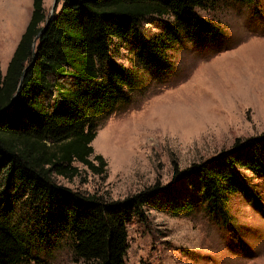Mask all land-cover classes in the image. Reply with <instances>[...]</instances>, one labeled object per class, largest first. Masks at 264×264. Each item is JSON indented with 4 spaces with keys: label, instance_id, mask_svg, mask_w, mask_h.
<instances>
[{
    "label": "trees",
    "instance_id": "16d2710c",
    "mask_svg": "<svg viewBox=\"0 0 264 264\" xmlns=\"http://www.w3.org/2000/svg\"><path fill=\"white\" fill-rule=\"evenodd\" d=\"M60 1L32 55L45 19L43 0H33L28 25L5 74L0 72V264L25 263L32 249L39 244L53 249L64 234L71 239L74 264H126V226L134 216L144 218V207L187 217L203 206L216 218L241 194L262 213L243 173L264 179V135L236 141L175 170L167 185L155 183L122 200L58 182L80 179L76 164L93 176L106 173L92 143L107 117L139 88V69L168 74L171 52L182 40L214 48L224 36L218 24L198 14L220 0ZM149 18L160 20L157 33L140 29ZM115 40L130 45L134 66L113 60ZM24 198L39 225L37 238L10 220L11 201Z\"/></svg>",
    "mask_w": 264,
    "mask_h": 264
},
{
    "label": "rangeland",
    "instance_id": "374dc122",
    "mask_svg": "<svg viewBox=\"0 0 264 264\" xmlns=\"http://www.w3.org/2000/svg\"><path fill=\"white\" fill-rule=\"evenodd\" d=\"M245 1L220 0L213 8L198 11L223 30L214 48H199L184 39L171 52L173 68L168 74L138 70L139 88L97 130L95 140H101L106 150L94 147L95 140L92 143L94 153L107 164L103 176H93L76 164L81 178L58 182L80 193L122 200L155 183L167 185L175 170L207 160L236 141L263 136L264 0ZM32 2L0 0V61L31 16ZM57 2L56 13L62 6ZM53 3L43 0L44 21L52 14ZM159 24L149 18L140 29L157 33ZM113 43V60L134 66L130 45ZM243 175L262 213L241 194L232 196L225 215L216 218L203 206L187 217L144 207V218L134 216L126 226V264H264V179L249 172ZM23 201H11L10 220L37 238L39 225ZM70 240L64 234L53 249L39 244L22 264H74Z\"/></svg>",
    "mask_w": 264,
    "mask_h": 264
},
{
    "label": "crops",
    "instance_id": "0c3cea01",
    "mask_svg": "<svg viewBox=\"0 0 264 264\" xmlns=\"http://www.w3.org/2000/svg\"><path fill=\"white\" fill-rule=\"evenodd\" d=\"M31 11H32V7H31ZM31 15V14H30ZM30 20V16L29 18L27 19V21L24 23V25L22 26L18 36H17V39L12 43V39L10 40V43H9V48L8 50L6 51V55H5V58H4V61H0V72L2 75L5 74L6 72V69H7V66L15 52V49L20 41V38L22 36V34L24 33L25 29H26V26L28 24Z\"/></svg>",
    "mask_w": 264,
    "mask_h": 264
},
{
    "label": "water",
    "instance_id": "95a60500",
    "mask_svg": "<svg viewBox=\"0 0 264 264\" xmlns=\"http://www.w3.org/2000/svg\"><path fill=\"white\" fill-rule=\"evenodd\" d=\"M57 6H58V2H57V0H54L53 6H52V10H51L52 14L41 24L40 31H39L38 35L36 36V38L33 40L32 55L34 53V49H35V46H36L38 38L44 33V31L48 27L49 22L51 21L53 15L56 13ZM25 71H26V69H24L23 74H24Z\"/></svg>",
    "mask_w": 264,
    "mask_h": 264
},
{
    "label": "bare ground",
    "instance_id": "6f19581e",
    "mask_svg": "<svg viewBox=\"0 0 264 264\" xmlns=\"http://www.w3.org/2000/svg\"><path fill=\"white\" fill-rule=\"evenodd\" d=\"M94 147H96V148H98V149H102L103 151H105L106 150V147H105V145L101 142V140H99V139H97V140H95V142H94Z\"/></svg>",
    "mask_w": 264,
    "mask_h": 264
}]
</instances>
